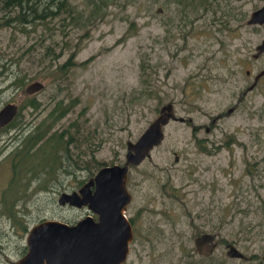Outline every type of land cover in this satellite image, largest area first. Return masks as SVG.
<instances>
[{"label":"rangeland","instance_id":"obj_1","mask_svg":"<svg viewBox=\"0 0 264 264\" xmlns=\"http://www.w3.org/2000/svg\"><path fill=\"white\" fill-rule=\"evenodd\" d=\"M71 1L86 15L81 22L71 24L63 14L46 24L0 28V54L14 59L8 75L0 78V107L22 105L29 96L24 88L34 82L44 88L30 97L44 104L50 99L71 103L73 111L55 127L76 120L82 128L79 141L88 143L71 148L83 153L90 176L96 172L94 158L108 165L123 163L127 143L142 135L161 107L172 104L176 117L191 123H169L163 142L131 170L134 203L148 210L125 264H264V78L242 96L264 68V57L252 59L261 37L240 28L253 5L222 0L220 9L205 10L202 4L199 10L187 5L182 10L176 0H119L92 22L87 17L91 1ZM224 19L226 26L220 23ZM48 46L51 59L55 55L53 66L49 58L38 60ZM66 63L75 68L62 79L55 71ZM15 74L25 78L23 88H16ZM35 113L21 111L27 121L34 117L32 123L41 122L46 111ZM63 149L61 143L58 151ZM9 150L0 153V201L12 178ZM56 157L50 152L37 158L31 168L46 172L30 185L24 181L29 199L18 204V219L28 230L42 220L71 222L85 216V209L63 208L57 200L63 190L77 191L88 176L78 170L76 181L58 176ZM59 177L63 184L52 185V191L37 189ZM17 229L0 207V264L21 256L27 233ZM203 233L214 235L217 243L208 257L194 251L193 240ZM227 245L245 259H229Z\"/></svg>","mask_w":264,"mask_h":264},{"label":"water","instance_id":"obj_2","mask_svg":"<svg viewBox=\"0 0 264 264\" xmlns=\"http://www.w3.org/2000/svg\"><path fill=\"white\" fill-rule=\"evenodd\" d=\"M258 22H264V6L253 14L248 24ZM263 52L264 40L257 48L256 56ZM262 75L264 71L255 81ZM42 89V83L34 82L25 88L24 93L31 96ZM17 111L15 104L1 108L0 129L15 118ZM231 112L229 110L227 114ZM170 119L175 120L172 106L165 105L142 135L134 143H127L123 167H104L78 191L59 196V206L86 208L97 217V221L86 216L75 224L45 220L34 225L25 239L26 254L13 264H125L133 241L132 229L125 217L130 201L126 188L128 167L139 166L150 158L152 150L163 142V127ZM178 121L183 122V119ZM193 244L195 253L202 257L212 255L217 247L215 236L208 233L195 237ZM226 256L229 259H245L233 245L226 246Z\"/></svg>","mask_w":264,"mask_h":264},{"label":"trees","instance_id":"obj_3","mask_svg":"<svg viewBox=\"0 0 264 264\" xmlns=\"http://www.w3.org/2000/svg\"><path fill=\"white\" fill-rule=\"evenodd\" d=\"M42 1L43 0H41V3L38 4L37 3L38 0H0L1 3L0 12L3 14L2 19L0 20V28H11V27L27 28L31 26H36L37 24H43V23L46 24L49 20H55V18L62 16L66 11H69L71 9L65 0H48L45 3H42ZM117 1L119 0H92L91 3L93 5V11L91 12L88 18L96 19L98 17V13L102 11L103 8L106 9L109 4ZM176 1H178V3L182 6V10H184V7L186 5L190 8H197V10H199L202 4H204L203 8H205V10H208V8L214 6H216L217 9H220L221 6L219 5V3L221 4L222 0H176ZM33 3H35V5L37 4V6H34ZM52 5H58V6H52ZM10 12H12L14 16L11 17ZM223 14L225 18L228 12L225 11ZM220 23H222L223 26H226L228 24V21L224 19V21H220ZM51 48H52L51 46L45 48L44 55L40 56L38 59L39 62L43 60L46 61V59L49 58L47 64L48 66H53L55 55H53L54 60L51 59L52 55L49 53ZM31 51L32 49L30 48L28 49L27 52L31 53ZM12 61H14V59L11 58L10 56L5 55L4 57L3 54H0V78L6 77L8 75L7 71L10 69V67H12L11 65ZM21 61L22 58H20L16 62V66H20ZM64 66H69V64L66 63ZM58 72L60 71L59 70L55 71V73ZM49 74H53V73L49 71ZM24 79H25L24 77L16 78V74L14 75L13 80L16 88H22L25 85L26 81H24ZM32 104L33 103L31 102L30 105ZM69 110H70L69 107L63 108L61 102L58 101L53 106L52 110L50 111V114L47 116V125L43 127V124H41V126L37 130H35L32 135H29L24 149L21 150L19 153L13 155L11 159L8 160L12 168V178L8 184L7 189L3 192L1 196L2 199L0 201V207H2L3 214H5L11 219L14 228L17 229V227H19L20 228L19 231H22L24 233H28V225H23V221L18 219L20 218L18 214L21 212L18 204H27V201L29 199V197L26 195V189L28 187V184L30 185L32 181H34L37 178L41 179L42 178L41 174L46 172L45 169L38 171L31 168V163L39 157L44 158L45 155L49 154L50 152L54 157H56L55 153L58 152V147L61 143L64 146L63 149L64 152L65 151L67 152L68 151L67 149H70V144L73 142L75 135L79 133V129H80L76 120L70 122L66 127L62 129L55 128L57 122L61 120L63 117H65V115L68 114ZM44 139H46V142L49 143L41 144V142ZM198 143H200V141ZM44 152H46L44 155L39 156ZM80 157H81V153H78L76 158L80 159ZM72 161L76 163L75 167L77 168V170L81 171V167L79 166L77 160L72 159ZM65 164H66L65 166H62L60 164V167H58L61 169V171H57L58 169L54 170V172H56L58 176L73 175L74 170L69 169L70 162L66 161ZM99 168L100 167L98 165L95 169H99ZM87 172L89 173V171ZM92 176L93 173L89 177ZM25 180L28 181V184L24 183ZM84 181L85 179L81 181V183H83ZM55 184H59V183H56L54 180L47 182L46 184H42V185L39 184L37 189L52 191L51 186ZM12 191L14 193L10 195ZM15 209L17 210V213ZM61 222L70 224V222H67L66 220ZM25 249L26 246L22 248L21 255L25 253L26 251ZM190 256L192 255L190 254ZM251 259L258 260L256 256H251Z\"/></svg>","mask_w":264,"mask_h":264},{"label":"flooded vegetation","instance_id":"obj_4","mask_svg":"<svg viewBox=\"0 0 264 264\" xmlns=\"http://www.w3.org/2000/svg\"><path fill=\"white\" fill-rule=\"evenodd\" d=\"M48 0H43L42 1V3H45V2H47ZM66 1V3L70 6V10L69 11H66L64 14H68L69 16V19H70V23L72 24V22H73V20L74 19H77L79 22H81L82 20H83V18L84 17H86V15H85V13H84V11H78L77 9H76V7L74 6V3L71 1V0H65ZM89 1H92V0H89ZM247 1V3H249V4H252L253 5V9L250 11V13L248 14V16H247V18H246V20H245V23H244V20L242 21V27H240V28H243L244 26H246L247 27V29H248V32L250 33V34H253V35H258V36H260L261 37V39H260V42L255 46V48H254V54H252V59L254 60V61H259L262 57H264V52L263 53H261V54H259L258 56H256L257 55V48L261 45V43L263 42V40H264V22H262V23H255V24H248V22L251 20V18H252V16H253V14L255 13V12H257L258 10H260L263 6H264V0H246ZM38 4L39 3H41V0H38V2H37ZM177 3H178V1H177ZM33 5L34 6H37V4L35 5V3H33ZM52 6H58V5H52ZM109 6V5H108ZM49 7H51V6H49ZM108 8V7H107ZM107 8L106 9H102V11H100L99 13H98V17L97 18H99V17H102L103 16V14L106 12V10H107ZM91 14V13H90ZM89 14V15H90ZM89 15L87 16V17H89ZM96 18V19H97ZM96 19H89V20H91L92 22L93 21H95ZM237 18H235V20H236ZM235 28H237V27H235ZM236 30V29H235ZM72 64H73V62H71ZM65 64H62V65H59V66H57V68H56V70H59L60 72H58L57 74H59V77H62V79H66L67 78V75H68V73H69V71L72 69V68H75L73 65H69V66H64ZM264 71V68H262L255 76H254V79H253V83L247 88V90H246V92L245 93H243L242 94V96H244L246 93H248V92H251L255 87H256V85L264 78V75H262L260 78H258V80L257 81H255V79H256V77L261 73V72H263ZM246 75H248V76H250L251 75V73L249 72V71H246ZM62 84H63V87L65 88V89H68V86L67 85H65V81H62L61 82ZM255 84V85H254ZM254 85V86H253ZM253 86V88H251ZM23 88V87H22ZM26 88V87H25ZM24 88V89H25ZM43 88H44V85H43ZM19 89V88H18ZM43 90V89H42ZM41 90V91H42ZM57 91H61V89L60 88H58V90ZM40 92V91H39ZM39 92H37V93H39ZM37 93H35V94H33L32 96H34V95H36ZM58 95H59V92L57 93ZM242 98V97H241ZM241 98L239 99V101L241 100ZM61 102V104H62V107L63 108H70V110H69V112H68V114H70L72 111H73V108L71 107V103H67V104H64V99H58V100H53V99H50L49 101H48V103H41V101H39L38 99H36L35 97H30V96H28V98H27V101L26 102H24L22 105H17V107H18V111H17V115L15 116V118L9 123V124H7L5 127H3V128H1L0 129V145H2V148L0 149V153L2 154L3 152H4V150H7V149H11V150H9L8 151V153H7V158L6 159H11V157L13 156V155H15V154H17V153H19L21 150H23L24 149V147H25V144L27 143V138L29 137V135H32L33 134V132L35 131V130H37L40 126H41V124H43V127H45L46 125H47V116L50 114V111L52 110V108H53V106L57 103V102ZM33 103L32 105H30V103ZM7 104H15V103H13V102H11V103H4L3 105H2V107L3 106H5V105H7ZM16 105V104H15ZM167 105H171L172 106V110H173V115H174V117H175V120H173V119H170V121H169V123H171V122H179L178 121V119L179 118H181V117H176V115H175V113H174V109H173V105L172 104H166V106ZM2 107H0V110H1V108ZM36 108V109H35ZM162 108V107H161ZM27 110H29L30 112H36L35 114L37 115V114H39L41 111H46V114H45V116H44V119L41 121V122H38V123H35V122H33L32 123V120H33V118L34 117H32V119L30 120V121H27L26 119H25V117H23L22 115H21V111H27ZM161 110V109H160ZM160 110H159V114H160ZM229 110H232L233 111V108H231V109H229ZM228 110V111H229ZM228 111H227V113H228ZM226 113V115H229V114H227ZM232 113V112H231ZM35 114H32V115H35ZM68 114H66L65 115V117L66 116H68ZM159 114H158V116H159ZM31 115V116H32ZM21 116V117H20ZM65 117H63L61 120H59L58 122H57V124H59ZM183 119V118H182ZM219 119V117H215L213 120H212V124H214L217 120ZM189 120V119H188ZM188 120H185V119H183V122H187V123H191V121L189 122ZM168 123V124H169ZM167 124V125H168ZM191 125V124H190ZM56 126V125H55ZM79 126V125H78ZM166 127V126H165ZM165 127H163V129L165 128ZM193 127V126H192ZM55 128H57V127H55ZM79 128H80V126H79ZM194 128V127H193ZM194 129H196V128H194ZM81 130H82V128H80L79 129V133L78 134H76L75 135V137H74V139H73V142L70 144V149H71V151H58V152H56L55 154H56V156H58V159H59V162H58V164L55 166V170L56 169H58L57 171H61V169L60 168H58V167H60V164L62 165V166H65L66 164V161H69L70 162V168L69 169H73L74 170V173H73V175H69V176H67V175H65V177L64 178H68V177H73L74 178V180L76 181L77 180V174L78 173H85V174H87V176H88V179L86 180V182L87 181H89V180H91V179H93V177L95 176V174L100 170V169H102V168H104V167H109V166H114V165H118V166H121V167H123V165H124V163H125V157H124V162L123 163H118V164H111V165H108V164H106L105 162H99V161H96V159L94 158L93 160H92V169H95L98 165H99V169H95L96 170V172L95 173H93V176L92 177H89V175H88V172L86 171V170H84L85 169V166H83V164H82V157H83V153L81 152V157H80V159H77L76 158V156H77V154H74L73 153V148H71V146H74L77 142H79V143H84V142H86V143H88V141H86V140H84V141H82V142H80L79 141V138H80V132H81ZM197 130V129H196ZM205 131L208 133V132H210L211 131V127H206L205 128ZM164 133V132H163ZM165 136V135H164ZM49 142H46V139H44L42 142H41V144H48ZM158 147V146H157ZM68 150V149H67ZM151 154V153H150ZM151 156V155H150ZM72 159H74V160H77V162H78V164H79V166L81 167V171H79L77 174H75V171L77 170V168L75 167V165H76V163H74L73 161H72ZM176 159L177 158H175V162H176ZM144 162V161H143ZM142 162V163H143ZM142 163L140 164V165H142ZM139 165V166H140ZM139 166H129L128 167V172H127V181H126V188H127V191H128V193H129V195H130V201H129V203H128V205H127V207H126V212H125V217H126V219L128 220V222H129V224H130V226H131V229H132V234H133V241H134V238H135V235H136V232H138V229H139V226H140V221H141V217H142V215H143V213L144 212H146L148 209L146 208V207H144V205H142L141 204V202L140 201H138V203L137 204H135L134 203V196H136L135 195V189H134V196H133V194H132V192L130 191V188L133 186V184H132V182L130 181V179H131V170H135V169H137V167H139ZM75 176V177H74ZM86 176V177H87ZM84 179H82L81 181H83ZM81 181H79V183H81ZM55 182L56 183H59V184H63L62 182H61V180H60V177L59 178H57L56 180H55ZM85 182V181H84ZM84 182L82 183V184H84ZM85 182V183H86ZM166 186V184H164L163 185V187H165ZM78 191V190H77ZM73 192H76V191H74V190H69V191H65V190H63V192L62 193H68V194H70V193H73ZM61 193V194H62ZM60 194V195H61ZM171 196L172 197H176V194L175 193H173V194H171ZM59 198V197H58ZM142 202H143V200H142ZM67 206V205H66ZM65 206H63V208H64ZM82 209H85L86 210V212H85V216L84 217H86V216H91L95 221H97V217L95 216V215H92L86 208H81V210ZM127 213H129V217L127 216ZM83 219V218H82ZM81 220V219H80ZM79 221V220H78ZM78 221H71L70 222V224H75V223H77ZM133 241H132V243H133ZM131 243V244H132ZM130 244V245H131ZM26 250V249H25ZM26 254V251H25V253L23 254V255H21L20 256V258L22 257V256H24ZM19 258V259H20ZM18 259V260H19ZM17 260V261H18ZM13 264V263H12Z\"/></svg>","mask_w":264,"mask_h":264}]
</instances>
